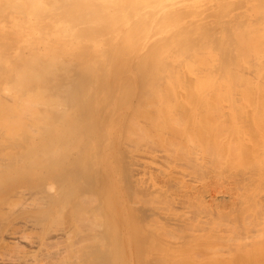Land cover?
I'll list each match as a JSON object with an SVG mask.
<instances>
[{
	"label": "bare ground",
	"instance_id": "obj_1",
	"mask_svg": "<svg viewBox=\"0 0 264 264\" xmlns=\"http://www.w3.org/2000/svg\"><path fill=\"white\" fill-rule=\"evenodd\" d=\"M253 90L264 103V0H0V264H252L258 246L242 239L254 222L243 229L199 205L194 224V215L175 216L172 206L164 217L151 204L141 192V139L159 120L148 106L236 108L251 105ZM191 190L197 207L202 189ZM158 215L169 234L182 231L175 244L226 246L197 257L189 248V262L162 251L160 262Z\"/></svg>",
	"mask_w": 264,
	"mask_h": 264
},
{
	"label": "rangeland",
	"instance_id": "obj_2",
	"mask_svg": "<svg viewBox=\"0 0 264 264\" xmlns=\"http://www.w3.org/2000/svg\"><path fill=\"white\" fill-rule=\"evenodd\" d=\"M253 92L255 93L256 97L251 102V105H240V106L237 105L236 108L233 105H231V106H228L229 109L227 108V106H223V105L220 107V105H218L217 103L215 104V105H217L216 108H215L214 103L210 105L209 103H206V102L203 103V102H198V101H193V100H191V102H189L190 104H188L189 100H187V102H185L186 104H184V102L176 103V104H174L175 106L174 105L171 106L172 104H170V105L167 104V106L169 105L170 107L169 106L168 107L167 106L163 107V109H165V110H163V109H159L158 110V107H156V105H155V107L157 108V110L153 106H152V108H154V109H152V108H150V106H148L149 108H147V109L151 110L150 112L152 113V115L153 116L157 115V117H155L156 120H158V119L160 120L161 119L162 122L160 121V123H158L159 120L156 121V120H154L155 119L154 118L153 119L154 120L153 123L156 121L155 122L156 124L155 123L153 124V125L156 126L155 128L153 127V125L152 126H148V125H151V124H148V122H147L148 125L146 124L149 127V129L151 128L150 129L151 132L156 130V129L161 130L160 134H159V130H158V131L152 132L153 133V135H152L148 128H147V131H149V132L146 131V128H145V131L143 132V137L144 138L142 137L143 139H141V140L144 142L143 143L144 147L141 146V148L143 147V149H141V163H142V165H141V171H142L141 175L143 174L144 176H141V192L149 193L148 194L149 196L147 195L146 197L153 198L152 201H151V204L153 202L157 201L156 204L153 203V205L159 207V209L162 210L160 212L161 213L163 212L162 214H165V213H167L169 211L168 214H170V212H171V214L177 213V215L175 214V216H178V217H181L183 215L187 216V217H191V216L193 217V215H194V217L196 218L195 219L196 221L191 219V220H189L190 223L196 224L197 223V219L198 218H202L201 215H203V214L200 212V210H202V208L199 209L201 205H203L204 209H206V210L208 209L210 212H212L211 209H213V207H214L215 210H216L215 211L216 213L218 211V213H221L222 215H226L225 218L222 217L221 219H225V220L227 218H230L232 220H234L235 218L237 220L239 219L238 221H239V223H240V221L242 222L240 225L242 226L243 229H246V227H248L249 229L252 230V228L250 227V221L254 222L255 225H254L253 229H255V231L253 230L254 231V233H253V231L249 232L248 230H246L247 233L245 235H248L250 233L249 235L251 237L250 236L247 237V236L244 235L245 237L243 236L242 240H243V242L245 241L247 243V245L245 246L244 245L245 242H244L242 244V246L243 247L245 246L246 248L247 247L250 248V246H251L250 249H252L253 252L257 249V246H258L259 250H256L255 251L256 253L254 252V255L256 254L257 256H251V255L248 256V257H250L249 261L252 262V264H257L258 261L254 262V263H253V261H256V259L257 260L259 259L260 260L259 262H261V258L260 257H262V256H260L259 254L261 253V255H262V253H263V255H264V242H263L264 241V105H263L264 103L261 101V99L259 97V94H258V91L257 90H253ZM196 103H197V105H196ZM191 104H193V105H191ZM238 104H240V103H238ZM176 105L177 106L179 105L178 106L179 109L177 108ZM204 105L206 107H204ZM192 106H194V107H192ZM210 106H212V107H210ZM166 108H167V110H169L170 115L168 114V112H165V111H167ZM169 108H171V109H169ZM190 108H191V110H190ZM193 108H194V110H193ZM205 108L207 110L210 109V108L211 109L215 108L214 110L217 109V112H215L217 114V116H216V114H212V113H210L211 115L208 114L207 112H205V110H206ZM222 108H225V109H222ZM196 109H198V110H196ZM202 109H204V110H202ZM231 109L232 110L235 109L237 111L236 112L230 111ZM244 109H245V111H244ZM173 110H174V112L172 114ZM223 110H225V111H223ZM160 111H161V113H160ZM189 111L190 112L192 111V113L190 114ZM194 111H195V114H194ZM243 111H244V113L242 114ZM196 112H198V113H196ZM203 112H205V113H203ZM229 112L232 114L231 116H230ZM175 114H176V117H175ZM251 114L254 115V116H252ZM182 115H184V117H182ZM246 115H247V117H246ZM214 117H215V119H214ZM249 117L251 119H252V117H254L253 118L254 120L252 121ZM175 121L180 122L179 125ZM204 122H206V123H204ZM162 125H163V127H162ZM175 125H176V127H175ZM181 128H183V129L181 130ZM204 128H206V130ZM173 129H174V131H173ZM202 129H203V131H202ZM219 129H220V131H219ZM170 130L173 131V132H171ZM162 131H167V132H162ZM176 131H177V133H176ZM194 131H196V132H194ZM186 132H187L188 135H190V134L191 135L188 136L186 134ZM214 132H216V133H214ZM149 133H150V136H151L150 137L151 140L149 139ZM155 133L156 134L158 133L159 135L158 134L155 135ZM171 133H172V135H171ZM196 133H198V134H196ZM144 134H145V136H144ZM166 134H168V135H166ZM205 134H207V135H205ZM183 135H185V136H183ZM225 136H227V137H225ZM206 137H207V139H206ZM233 138H234V140H233ZM151 141L152 142L156 141L155 142L156 145L153 143L154 147H153V144H151L152 143ZM220 142H222L223 144L220 143ZM145 144H146L147 147L145 146ZM171 144H173V145H171ZM156 146L159 147V148H158V150L155 151V149H157ZM174 146L176 148H174ZM177 147H178V149H177ZM147 148L152 149V150L148 149V151H149L148 152ZM165 148L167 150H165ZM153 149H154V151H153ZM162 149L167 151L165 154H167V155L169 154V155L165 156V154H161V151H163ZM168 152H170V153H168ZM156 155H159V157L156 156ZM170 155H172L171 158L169 157ZM166 157H167V160H166ZM181 157L182 158L184 157V158L182 159ZM191 157H193L194 160H192L193 158L191 159ZM178 158H180V159H178ZM195 158H197V159H195ZM188 160H191L192 163L190 161H188ZM186 161H188V163ZM195 162L198 163V164H195V166H194L193 164ZM202 167H203V169H202ZM213 167H215V168H213ZM168 172H169V176H167ZM189 175H191V176H189ZM238 176H239V178H238ZM180 177L183 178V179H181ZM241 177H243V179ZM170 178H171V180H170ZM148 181H149V183H147ZM158 184H160L161 187ZM182 184H183V186H182ZM177 185H178V187H177ZM185 185H187V186H185ZM232 186H233V188L230 189V187H232ZM234 187H236V189ZM192 188H198L200 190L202 189V192H203V194L199 195L201 202H199L200 204H198L197 207L193 205L194 201L196 200V195L194 194L196 192H193V190H191ZM148 189H151V190H149V192H148ZM186 189H189L191 191L186 190ZM164 190H165L166 194H168V196H162L165 193V192H163ZM153 191H156V192H154L155 194H153ZM157 191H159V192L157 193ZM151 192H152V194H150ZM186 193L188 194V198L186 196L187 195ZM171 195H173V196H171ZM143 196L144 195H142L141 197H143ZM234 196H235V198H234ZM162 197H164V198L162 199ZM190 198H192V200ZM154 199H155V201H154ZM156 199H159V200H156ZM161 199H162V201H161ZM164 200H166V201H164ZM186 200L187 201L189 200V201L187 202ZM190 200L193 201V204H191L192 202H190ZM168 201H171V202L169 203ZM215 201H217V202H215ZM173 202L175 203V205L173 204ZM196 202H198V201L196 200L195 204H196ZM211 202H212V204H211ZM165 203H166V205H163ZM188 203H190V205L192 207H194V208H192L190 205H189V207H187ZM161 204H162V206H161ZM167 204H168V206H167ZM169 204H171V205H169ZM170 206H171V209L168 208ZM172 206H174L173 213H172ZM210 206L212 208L209 209L208 207H210ZM237 206H238L239 209L237 208ZM189 209H190V211H189ZM236 210H238V211H236ZM175 211H177V212H175ZM178 213H180L179 214L180 216L178 215ZM192 213H194V214H192ZM168 214H165L163 216L165 217ZM171 214L168 215V216H172ZM197 215H199V216L197 217ZM245 215H247V216H245ZM245 217L246 218L248 217L250 219H248V218L246 219ZM113 219H115V218H113ZM156 219L157 220H153V222L155 224H162L163 223V230L164 231H163V233L162 232L161 233H162V237H164V238H162L161 242H160V240H159V238H160L159 235H161L160 232H158L159 233L158 237H156L154 234L150 235V236H154V237L158 238L156 240L154 238V241L155 242L156 241L159 242L158 248H160V249L158 251H154V250H156V246H154V247H153V245H149L148 246L147 245L148 241L145 242L146 245L144 244L145 246L150 247V249H151V246H152V250H150V251L151 252L152 251L156 252V253L152 252L156 256H157L158 252L161 253L163 251V254L161 253L162 255H164L165 252H167L168 256L171 253V257H172V255H173V257L174 256L176 257V255H177V257L179 258V256L181 255V257L182 256L185 257L184 260H186L188 258V260H186V261L189 262V260H190L189 257L190 256L192 257V255H195V254H193L194 250H196V252H195L196 256H193V257H197L198 256L197 255L198 250L199 251H201V250L205 251L203 248L208 247V246H209L208 248L210 249L211 244H212L213 247L216 246V245H220V244H221L220 247L226 246L225 242L217 243V244H215L216 242L214 244H213V242H210L209 244L205 245V247H203L201 245L196 246V245H193L191 243H185L184 246H183L182 243H181L182 245L181 244H179V245L175 244L174 243L175 240L179 239L177 237H179V235L182 233V231H179L180 233L177 232L176 234L175 233L174 234H171V233L169 234L167 232V225H166V222H168V220L166 218L164 220L159 218V215H158V217H156ZM245 220H246V222H243ZM116 221H117V218H116ZM113 222H115V221H113ZM218 222H220V221L218 220ZM225 222L226 221H222L220 223L225 224ZM248 222H249V226H247L248 224H246ZM172 223H174V221ZM168 229H170V226H169ZM175 231H177V230H175ZM151 232H153V231H151ZM154 232H157V230H154ZM167 234H169L170 236L167 235ZM246 237H247V239L250 240V241L248 240L250 243L247 242ZM249 237L253 241H255V243L256 242L257 243L256 244L255 243L252 244L251 243L252 240ZM167 238H168V240H166ZM141 239H143V238L141 237ZM144 239H145V237H144ZM255 239L256 240L259 239L260 241L262 240L263 244L260 242L261 244L259 245V240L256 241ZM145 240H147V238ZM162 240H163V242H162ZM171 240H172V243H170V245L171 244H175V245L170 246L169 243H167V242H171ZM141 242L144 243V240H142ZM238 242H240V241H238ZM160 243H162V244H160ZM3 244H4V242L0 241V247ZM186 244L188 246H186ZM144 245H143V248H144ZM154 245H156V244H154ZM248 245H250V246H248ZM262 245H263V248L261 247ZM168 246H170V247H168ZM175 246H176V248H175ZM178 246L180 248H178ZM189 246H194V247H189ZM240 246H241V243H240ZM197 247L199 249H196ZM213 247H211V250L214 251ZM163 248H165V250H163ZM189 248H191L193 252L190 251L191 249H189ZM253 248H255V249H253ZM143 250L145 251V248L142 249V251ZM148 250L149 249L147 248V254L149 256L152 253L150 251H148ZM169 250H172V251L170 252ZM187 250H188V252L189 251L192 252V254H190V252L187 253ZM252 250H251V254L253 255ZM142 251H141V253H142ZM203 251H202V254L204 253V256H208L209 255V254L208 255L205 254V252H203ZM209 251L207 250V253ZM247 251H248V255H249L250 254L249 249H247ZM144 253H142L143 255L141 254V257L143 258V256H146L145 258L147 259L148 257L146 255V251ZM198 253H201V252H198ZM167 254H166V258H171L170 256L168 257ZM187 254L189 255L188 257H187ZM158 255L161 257V259H159V257L157 256L158 259H156V260H158V261L160 260V262H163L162 258L164 256L162 257V255H160L159 253H158ZM151 256H153V255H151ZM157 257H153V258L150 257L149 261H152L151 259H153V262H154V258H157ZM142 258H141V261L144 260V258H143V260H142ZM163 259H165V258H163ZM262 260L263 261L261 263H264V258ZM144 262H146V260H144ZM259 262H258V264H260ZM141 264H145V263L141 262Z\"/></svg>",
	"mask_w": 264,
	"mask_h": 264
}]
</instances>
